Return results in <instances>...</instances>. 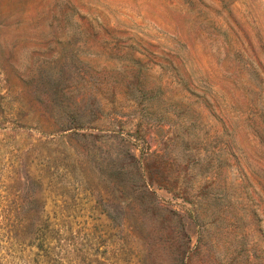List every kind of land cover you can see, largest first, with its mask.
I'll use <instances>...</instances> for the list:
<instances>
[{"label":"rangeland","instance_id":"1","mask_svg":"<svg viewBox=\"0 0 264 264\" xmlns=\"http://www.w3.org/2000/svg\"><path fill=\"white\" fill-rule=\"evenodd\" d=\"M0 264H264V0H0Z\"/></svg>","mask_w":264,"mask_h":264}]
</instances>
